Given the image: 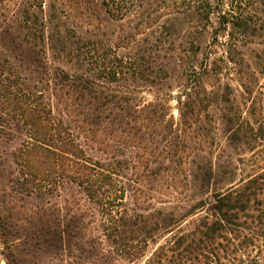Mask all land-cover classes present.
Masks as SVG:
<instances>
[{
	"label": "trees",
	"instance_id": "16d2710c",
	"mask_svg": "<svg viewBox=\"0 0 264 264\" xmlns=\"http://www.w3.org/2000/svg\"><path fill=\"white\" fill-rule=\"evenodd\" d=\"M7 1L0 178L19 202L36 203L31 256L79 264L68 261L75 251L135 264L165 242L145 264L264 261L253 256L264 247V173L237 182L243 157L264 143V107L258 119L245 116L217 46L225 33L229 43L248 34L241 7L78 0L97 1L113 23L94 29L60 0L46 9L20 0L15 10ZM250 56L264 81V49ZM152 192L157 205L144 199Z\"/></svg>",
	"mask_w": 264,
	"mask_h": 264
},
{
	"label": "rangeland",
	"instance_id": "374dc122",
	"mask_svg": "<svg viewBox=\"0 0 264 264\" xmlns=\"http://www.w3.org/2000/svg\"><path fill=\"white\" fill-rule=\"evenodd\" d=\"M20 0H8L7 7L10 9H17V3ZM224 4L225 10L231 9V3L234 6H240L244 18L249 23L250 29L246 37L237 36L232 43H229V36L223 34L219 40V53L225 52L224 58L227 61V70L225 78L233 87L234 96L238 104L241 106L245 116L250 117L252 120L260 118L264 107V81L262 76L257 72L254 67V62L251 58V51L255 49H264V0H215ZM53 0H45V9L52 3ZM97 2V1H96ZM93 2L90 6H85L78 0H60L59 3L66 5L68 10L76 18L80 26L85 28L92 27H108L110 29L113 23H108L105 13L100 9V6ZM5 17V15H3ZM4 17H0V22L3 23ZM215 22V20L213 19ZM217 27V25H215ZM212 31V30H211ZM230 29H228V33ZM212 38L208 35L205 39L204 50L210 49ZM207 49V50H206ZM201 55L198 61H202ZM214 81H210L212 85ZM139 96L144 98L145 101L153 100L155 94L151 89L140 88L138 89ZM175 90L174 95H176ZM176 107V102L171 104ZM174 117L178 119V112L174 110ZM204 118H206L203 115ZM207 147H215V142L211 138L206 140ZM240 172L237 182L247 180L255 173H264V143L254 153L247 154L243 157L240 164ZM156 187V186H154ZM149 189L152 186L148 187ZM153 189V188H152ZM149 194L144 198L147 202L157 205L160 198L156 193ZM34 202H19L17 198L6 189L4 179L0 178V264H49L51 259L44 255L31 256V249L33 242L30 240L32 232L39 224L36 223L35 217L32 214ZM210 208L206 207L203 216L209 212ZM36 224V225H35ZM90 235V232H88ZM263 242V241H262ZM165 242H160L158 245H153L148 250L146 257L135 264H145L151 257L152 253L158 249ZM91 249H87V252ZM262 255L264 259V247L260 250H255L253 256ZM74 251L72 258L68 261L79 264H130L128 262L116 259H99L94 257L87 260V253L83 255V259L77 257ZM90 256V255H89ZM74 257V258H73ZM56 262V261H54ZM183 264V262H181ZM187 264H198L197 260L191 259ZM261 261L260 264H263ZM225 264H229L225 261ZM231 264H234L232 261Z\"/></svg>",
	"mask_w": 264,
	"mask_h": 264
}]
</instances>
